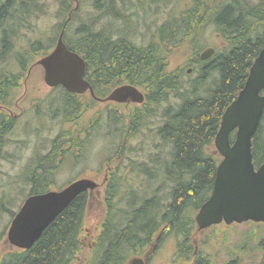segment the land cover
<instances>
[{
    "label": "trees",
    "instance_id": "obj_1",
    "mask_svg": "<svg viewBox=\"0 0 264 264\" xmlns=\"http://www.w3.org/2000/svg\"><path fill=\"white\" fill-rule=\"evenodd\" d=\"M39 1L0 0V103L8 104L12 100L17 78L30 69V59L24 54H19L17 72L4 67L15 51L17 15L31 17L34 12L31 8ZM58 3L60 33L64 30L68 48L85 60L86 80L95 95L109 93L122 85L138 87L146 95L145 102L133 106L126 117L115 111L108 116L110 130L117 123L122 124L121 128L118 126L121 142L117 155L122 156L130 140L164 109L163 123L156 134L169 147L171 157L161 160L162 153L153 155L155 172L146 162L134 163L141 173L149 176L151 183L161 184L151 191V196L148 192L141 195L134 191L121 196L114 170L105 191L106 217L93 236L89 253L84 255L85 263L125 264L129 257L147 251L154 244L159 246L169 236L179 241L177 255L191 260L195 256L191 241L197 229L194 214L212 194L221 159L214 142L223 114L244 88L251 67L264 48V0H190L188 8L178 14L170 12L168 20L158 29V40L154 36L146 46L133 41L120 0H58ZM84 13H88L86 20L81 18ZM25 18L22 17V22ZM108 19L123 21L125 27L101 28L100 22ZM210 23L226 44L225 48L216 50L207 61L200 59L202 48L195 49L189 59L193 62L173 68V54L190 45L199 47L200 33ZM55 42L56 38L44 47L37 42L27 53L31 56L32 51L43 50L46 56ZM189 64L196 65L197 76L186 80L192 67ZM61 89L63 97L55 98L52 104L50 101L47 113L53 119L61 117L68 121L73 128L55 138L48 154L30 160L26 167L31 186L28 197L54 190L58 164L81 154L85 142L90 140L87 136L94 122L83 130V118L93 111L96 100L88 94ZM13 124L10 120L6 124L0 121V160L6 148L4 139ZM84 133L85 138L80 136ZM253 159L257 168L264 163V115L253 140ZM106 164L112 165L111 161ZM89 196L88 192L79 195L31 249L9 252L0 264H77L85 248ZM11 215L15 217L16 212ZM8 228L0 230V237L5 236ZM242 259L231 258L225 264H244ZM193 264L210 263L201 254L193 259Z\"/></svg>",
    "mask_w": 264,
    "mask_h": 264
},
{
    "label": "rangeland",
    "instance_id": "obj_2",
    "mask_svg": "<svg viewBox=\"0 0 264 264\" xmlns=\"http://www.w3.org/2000/svg\"><path fill=\"white\" fill-rule=\"evenodd\" d=\"M166 2L167 0H120L123 14L130 22L128 26L130 25L129 29L132 30L133 41L137 45L146 46L154 36L155 40H158L156 35L158 29L168 20L170 12L178 14L190 6V0ZM31 10H34L31 17L17 15L19 16L16 19L18 25L14 31L16 35L13 40L15 51L4 67L6 70L17 72L20 68L19 54H24L28 60L30 59V69L24 71L23 77L17 80L16 88H20L17 90L18 96L14 103L11 107L7 105V110L1 105V110L5 111L7 116L15 118L16 123L4 139L6 148L2 155L3 159L0 160V230L11 225L14 218L11 212L17 213L28 198L31 186L27 182L26 167L30 160L48 154L55 138L61 133H69L73 128V124L68 123L66 119V122L61 117L53 119L47 113L50 101L52 104L55 98L61 99L63 93L60 87L50 88L45 83V72L40 65H37V62L44 57L43 50L34 53L32 51L31 56L27 53L37 42H41L43 47L49 46L56 38L54 48L57 46L59 34H61L59 25L62 22L58 13L60 3L58 0H41L33 5ZM22 17L26 19L24 22L21 20ZM87 17L88 13H84L81 18L86 20ZM76 24L74 28L78 26ZM111 26L117 29L125 27L124 22L119 20L115 22L108 19L100 22L101 28ZM200 34L199 47L194 48L190 45L178 54H173L174 58L171 60L173 68L193 62L189 59L195 49L202 48L201 51H197L203 53L209 48L216 50L225 48L226 44L211 23ZM189 65L192 67L188 70L189 76L186 80L195 79L197 76V72L194 71L196 65ZM133 106L135 105L104 106L97 103L93 111L86 113L83 118V130L89 123L94 122L87 136L90 140L85 142V149L81 154L69 157L58 164L59 168L54 172L56 182L53 186L54 190H61L75 180L84 178L91 179L100 185L98 190L89 193L84 235L85 248L83 254L78 257L77 264L87 263H85L84 255L89 253L93 236L102 225L107 208L106 186L114 170L118 175L116 183L121 196L128 191L141 195L148 192L151 196V191L161 184L151 183L149 176L141 173L134 163L146 162L155 172V164L151 161L155 158L153 155L162 153L159 155L161 160L171 158L167 151L169 147L156 134L158 127L163 123L164 109L151 119L148 127L130 140L122 156L117 155L121 142V131L118 130V126L121 128L122 124L117 123L110 130L108 116L111 111H115L120 116L126 117L134 108ZM80 136L85 138L86 133ZM107 161H111L112 165L106 164ZM156 172H159L160 176L159 169ZM168 189L166 190L169 191ZM197 214L198 212L194 214V217ZM7 234L8 230L4 237H0V261L7 253L16 250L9 244ZM191 242L195 247V256L193 255L191 260L186 261L177 255L179 241L175 236H169L159 246L154 244L145 249L147 251L129 257L125 264H130L134 257H148L147 264H193V259L199 258L201 254L210 264H225L229 259L236 257L243 258L244 264H261L264 258V224L247 222L232 226L220 224L205 230L196 229Z\"/></svg>",
    "mask_w": 264,
    "mask_h": 264
},
{
    "label": "water",
    "instance_id": "obj_3",
    "mask_svg": "<svg viewBox=\"0 0 264 264\" xmlns=\"http://www.w3.org/2000/svg\"><path fill=\"white\" fill-rule=\"evenodd\" d=\"M208 49L201 56L208 60L214 53ZM45 71V83L50 88L63 86L68 92L90 91L86 80V62L64 42V32L54 51L38 61ZM108 101L139 103L144 94L136 87L117 88ZM264 115V48L251 67L248 80L237 99L223 114L215 147L222 157L210 198L196 216L199 230L225 223L227 225L256 222L264 224V163L257 168L253 159V140ZM235 139L232 141V135ZM99 184L91 179H78L62 190L28 197L14 217L8 231V242L20 250L31 249L45 230L82 193L95 191ZM130 264H146L135 258Z\"/></svg>",
    "mask_w": 264,
    "mask_h": 264
},
{
    "label": "flooded vegetation",
    "instance_id": "obj_4",
    "mask_svg": "<svg viewBox=\"0 0 264 264\" xmlns=\"http://www.w3.org/2000/svg\"><path fill=\"white\" fill-rule=\"evenodd\" d=\"M17 80H19V78H17ZM17 87V86H16ZM15 87V89H14V92H13V97H12V100L7 104L6 102H3V103H0V121H2V124L3 123H5L6 124V122L8 121V120H10V121H12L14 124H13V127H14V125H15V123H16V120H15V118H12V117H10V116H7V114H6V112L5 111H3V110H1V105L2 106H4V109L5 110H7V105L9 106V107H11V105L14 103V101H15V98H16V96H18V94H17V90L20 88H16ZM112 92V91H111ZM111 92H109V93H100V96H97L96 95V98L95 99H97L96 100V102L97 103H99V104H101V105H104V106H114V105H118L116 102H113V101H107V98L109 97V95L111 94ZM85 94H88L89 96H91L92 94H91V92L90 91H88L87 93H85ZM123 105H125V106H131V105H135L134 103H132V104H123ZM2 127H3V125H2ZM5 136V135H4ZM106 179H107V176H106ZM106 217V211L104 212V218ZM104 218H103V220H104ZM146 259V264H147V262H148V257L147 258H145Z\"/></svg>",
    "mask_w": 264,
    "mask_h": 264
},
{
    "label": "bare ground",
    "instance_id": "obj_5",
    "mask_svg": "<svg viewBox=\"0 0 264 264\" xmlns=\"http://www.w3.org/2000/svg\"><path fill=\"white\" fill-rule=\"evenodd\" d=\"M62 33V32H61ZM61 35V34H60Z\"/></svg>",
    "mask_w": 264,
    "mask_h": 264
}]
</instances>
